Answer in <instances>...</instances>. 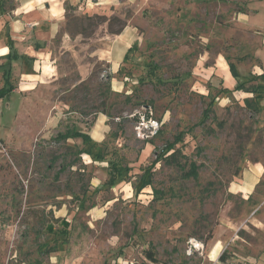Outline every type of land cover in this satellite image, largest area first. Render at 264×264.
Here are the masks:
<instances>
[{"label": "rangeland", "instance_id": "obj_1", "mask_svg": "<svg viewBox=\"0 0 264 264\" xmlns=\"http://www.w3.org/2000/svg\"><path fill=\"white\" fill-rule=\"evenodd\" d=\"M126 26L134 36L115 70L83 56ZM60 34L91 63L79 69L64 46L39 101L17 119L0 108V133L13 130L0 138V264H264V0L67 6ZM228 62L245 88L262 87L225 88L216 69L228 81ZM143 105L162 121L145 142L129 117ZM92 127L86 142L60 136ZM178 133L177 160L194 162L196 178L157 159Z\"/></svg>", "mask_w": 264, "mask_h": 264}, {"label": "crops", "instance_id": "obj_2", "mask_svg": "<svg viewBox=\"0 0 264 264\" xmlns=\"http://www.w3.org/2000/svg\"><path fill=\"white\" fill-rule=\"evenodd\" d=\"M130 1L136 0H13L11 6L5 8L1 0L0 88L4 85V63H9V72L6 75L9 74L12 89L8 98H0V108L4 104V112L7 115L13 110L14 113L18 112L17 119L23 105L35 104V101H39L40 99L36 96L38 92L47 91L50 83L55 82L62 75L59 69L61 63L58 59L59 54L63 53L61 48L64 46L72 48V55L79 56L77 59L79 69L87 64V61L82 58L83 56L90 59L89 57L94 55L95 60L104 59L110 63V68L115 70L124 53L130 47L134 36L128 26L114 39L101 41L99 44L93 45L89 51L86 48L83 56L76 51L74 46L76 43L68 39L66 34H60L59 38L57 34L62 31L67 6L74 8L76 12L105 14L115 11V8L122 5L126 6ZM252 10L258 11V9L251 8V10L248 9V12H252ZM85 46L89 45L85 44ZM8 53L14 54V58L8 60L6 57ZM260 61L262 68L257 75L264 70V60L260 59ZM90 63L88 61V64ZM212 71L208 74L211 75ZM216 71L223 79L224 87L232 89L236 80L231 75L229 67L226 70L228 81H226L227 76L225 77L219 72L218 68ZM3 115L0 116V123L4 120ZM93 130L92 127L91 130L79 131L91 135ZM12 131H3L2 134L0 133V138L2 135H11ZM249 174L251 178H259L260 170L254 168Z\"/></svg>", "mask_w": 264, "mask_h": 264}, {"label": "trees", "instance_id": "obj_3", "mask_svg": "<svg viewBox=\"0 0 264 264\" xmlns=\"http://www.w3.org/2000/svg\"><path fill=\"white\" fill-rule=\"evenodd\" d=\"M7 59L8 60H11L14 58V54H11V53H8L6 55ZM228 67H229V71L231 73V75L234 77V79L236 80V84L233 88L232 91H235V90H242L246 93H251V94H255L259 88H261L262 86L261 85H256V87L258 88H254V87H249V88H245L243 82L239 81V74L237 72V69L235 67V65L232 63V62H228ZM4 76V85L0 88V98L2 97H5L7 96V94H9V92L11 91L12 89V86L9 82V76L6 75L5 73L3 74ZM260 78H264V70L258 75ZM257 96V94H256ZM251 99L250 97H246L244 98V102L245 104L248 106V107H251L252 104H250L251 102ZM151 106V105H150ZM211 101L208 103V107L204 110L203 112V119L205 120L210 112H211ZM153 109V108H152ZM153 112H154V115L156 116L155 114V111L153 109ZM61 138H69V137H77V138H80L82 142H86V141H89L91 138L90 136L87 134V133H84V132H81V131H78V130H74V131H71V132H65L63 134L60 135ZM181 133H178L174 136V139L173 141L171 142H167L165 145H164V148L161 152V154H159V157L157 159H161L164 157V161H168L170 163H174L176 164L179 168H181L182 170H184V165L181 164L177 159V153H178V148H176V144L178 142L181 141ZM151 141V140H150ZM156 160L153 161V163L155 162ZM183 175L185 177H193V178H196L197 176V166L195 165L194 162H191L189 164V167L187 170H184L183 172ZM113 182V180L111 181ZM150 184V181L149 180H146L145 182H142V185H149ZM155 191V190H153ZM144 255L146 258H148L150 261L156 263L157 260L153 254L152 251L150 250H145L144 251ZM219 261L220 262H225L226 261V257L224 255V252H222L219 257H218Z\"/></svg>", "mask_w": 264, "mask_h": 264}, {"label": "built area", "instance_id": "obj_4", "mask_svg": "<svg viewBox=\"0 0 264 264\" xmlns=\"http://www.w3.org/2000/svg\"><path fill=\"white\" fill-rule=\"evenodd\" d=\"M133 119L135 137L140 141H150L160 131L162 121L154 115L150 105H143L129 115ZM10 264H19L13 262Z\"/></svg>", "mask_w": 264, "mask_h": 264}]
</instances>
